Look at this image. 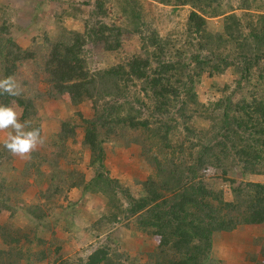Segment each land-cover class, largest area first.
<instances>
[{
    "label": "trees",
    "instance_id": "16d2710c",
    "mask_svg": "<svg viewBox=\"0 0 264 264\" xmlns=\"http://www.w3.org/2000/svg\"><path fill=\"white\" fill-rule=\"evenodd\" d=\"M219 1L156 0L172 12L190 7L183 24L189 42L173 50L174 58L166 39L140 30L146 24L138 0H52L48 28L37 19L39 1L23 0L21 14L0 2V126L7 124L14 137L0 144V264H222L212 256L214 237L241 226L264 229V182L235 185L228 177L230 171L264 177V102L232 105L220 98L206 105L194 89L204 75L223 93L226 85L213 82L232 63L241 79L264 60V15L243 27ZM109 3L126 25L102 21ZM207 17L221 18L214 32ZM70 21L81 23L71 28ZM135 34L137 47L122 59L124 37ZM97 45L117 61L90 72L85 53ZM191 48L189 66L184 53ZM145 99L149 117L142 114ZM61 100L87 104L89 116L77 113L79 122L60 121L42 137L37 111ZM208 108H222L216 127L203 116L214 121L211 129L175 138L178 120L188 130ZM23 139L29 144L15 165ZM108 149L134 152L141 173L111 176ZM210 168L220 169L230 199L216 187L218 178L205 177ZM71 190L95 199L97 211L84 227L73 222L78 209L68 200ZM72 232L98 241L81 249L77 262L63 248ZM125 232L129 246L142 238L136 251L125 245ZM248 248L251 264H264V235Z\"/></svg>",
    "mask_w": 264,
    "mask_h": 264
},
{
    "label": "rangeland",
    "instance_id": "374dc122",
    "mask_svg": "<svg viewBox=\"0 0 264 264\" xmlns=\"http://www.w3.org/2000/svg\"><path fill=\"white\" fill-rule=\"evenodd\" d=\"M14 1V0H13ZM84 1V0H81ZM20 2V1H19ZM17 1L11 4V7L18 8L17 11L22 13V3L20 4ZM222 8L225 11L231 10L237 18L240 19L241 26L247 27L249 24L255 23L257 15H264V0H220L219 1ZM138 3L142 5V23H145L146 26H141L140 30L144 31L146 28L153 29L161 38L166 39L169 51L173 58L175 57L173 50L174 49H183L187 42H189L187 36L184 33V21L185 17L190 9L189 6H184L179 9L177 12H172L170 6L162 5L156 0H138ZM21 6V7H19ZM53 8V4L46 9L45 13L42 12L37 15V19L44 23V27L48 28L52 24V17L50 12ZM20 9H22L20 11ZM27 9V8H26ZM10 14L14 18L20 17L18 12H10ZM220 17H207L206 28L210 32H214L218 29L220 25ZM103 22L107 24H113L118 27H122L126 25L125 21H123L122 16L120 15V11L115 3H109L106 8V17L102 19ZM79 21L76 23L75 21H70L69 26L74 28L75 24H80ZM138 35H130L129 37H124L121 54L119 57L124 59L127 52H131L138 45ZM195 43L194 40L191 42ZM228 49V47H226ZM90 49V48H89ZM192 48L187 50L184 53L185 62L188 64L190 61V53ZM227 51H225V54ZM203 56H207L206 52L202 51ZM87 59L88 70L90 72L95 71L96 69L104 67L106 64L108 65L110 62H116L117 59L110 55L106 56V54L101 50V46L97 45L95 47H91L85 53ZM208 57V56H207ZM228 60V59H227ZM230 63L232 62L231 60ZM191 66L192 64H188ZM232 67H234L235 63H232ZM231 67V68H232ZM229 68L219 76V78L213 82L214 87H220L223 89V86L226 85V89L223 90V93L217 91L216 89L210 87V79H206L204 75L201 76L200 81L195 84L194 89L197 93V98L200 102L204 104L213 103L220 98H225L232 105L238 103V101L243 100L245 104L250 103L252 98H256L262 102H264V73L261 71L264 69V60L259 59L255 65L252 66L251 70L246 74L245 78H239L234 71ZM223 85V86H222ZM225 101V100H222ZM145 107L142 109V114L144 117L150 116L149 110V102L144 100ZM88 105L80 104L76 107H73L68 104L66 100L61 101H48L44 102L42 108H40L36 116L39 120V125L42 130V137H48L49 134L55 132L59 126V122L63 120H68L71 122H79V117L77 113H79L83 118H87L88 115ZM222 114V108L216 109L214 111L211 108L206 110H202L199 112V116H195L192 122H189L190 128L188 130H184L182 128L181 120L177 121L176 124V132L175 138L183 139L189 134V131H198L204 130L205 128L211 129L213 127L212 122L209 119L204 120L202 117L206 116L211 119H215V127L217 126L220 115ZM159 119L164 120V117L159 116ZM214 127V128H215ZM7 124L0 126V144L6 139L12 136L8 132ZM187 131V132H186ZM199 136V135H195ZM13 137V136H12ZM191 137V136H190ZM14 138V137H13ZM44 138V139H46ZM192 138V137H191ZM190 139V138H189ZM191 140V139H190ZM24 142H20L18 149V156H15V165H19L20 157L23 153L24 147L29 144V140L23 139ZM108 147V145H106ZM109 150V149H108ZM22 152V153H21ZM16 155V154H15ZM108 156V166L107 169L111 176L114 177H128L129 173L131 174H139V171L136 167V157L135 153L130 150H119L117 154L110 153V150L107 151ZM76 169L82 171L85 175V178L88 179L91 176V170L86 169L83 165H77ZM214 177L218 178L216 181L219 183L218 186L223 190L224 198L226 200L230 199V190L229 185L226 182H221L220 177V169H207L205 172V177ZM228 177H231L235 180V185L243 183L245 181L249 182H264V177L261 175H246L241 176L237 171L229 172ZM68 200L77 203L75 207L78 209L76 215L73 217V222L78 227L86 226L90 221H92V214H95L97 211V205L95 199L92 196H88L86 194L80 193L78 190H71L68 192ZM91 217V218H90ZM57 234H62L64 237H69L68 234L57 231ZM126 232L121 238H125ZM264 235V229L260 226H241L236 228V230L230 232L225 237H214V249L212 252V256L220 259L222 264H251L250 257L251 251L248 248V245L251 243V239H254L258 236ZM103 234H100L98 240H103ZM96 239L86 236L81 232H72V237L65 240L63 244V248L69 252L70 257L73 261H76L78 256H82L81 249L84 247L96 246L98 241ZM126 240V238H125ZM124 243L127 244V240ZM141 237H134L133 244L129 246L127 244V248L130 249L131 252L136 251L138 244H141Z\"/></svg>",
    "mask_w": 264,
    "mask_h": 264
},
{
    "label": "crops",
    "instance_id": "0c3cea01",
    "mask_svg": "<svg viewBox=\"0 0 264 264\" xmlns=\"http://www.w3.org/2000/svg\"><path fill=\"white\" fill-rule=\"evenodd\" d=\"M14 1H17V2L20 1L19 2L20 4L24 3L23 0H14ZM14 1L13 0H0L1 4L8 5V6H11V4L14 3ZM37 1H39V3H40V8L37 10V14H40L42 12L45 13L48 6L50 7L52 4V0H37ZM45 1L48 3V5H46L47 3ZM33 4H34V0H33Z\"/></svg>",
    "mask_w": 264,
    "mask_h": 264
}]
</instances>
